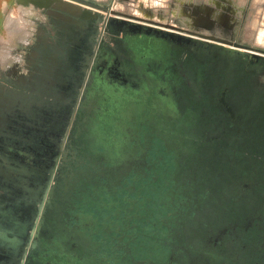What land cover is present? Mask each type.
<instances>
[{
  "label": "flooded vegetation",
  "instance_id": "obj_1",
  "mask_svg": "<svg viewBox=\"0 0 264 264\" xmlns=\"http://www.w3.org/2000/svg\"><path fill=\"white\" fill-rule=\"evenodd\" d=\"M35 12L0 69V264H264V65Z\"/></svg>",
  "mask_w": 264,
  "mask_h": 264
},
{
  "label": "rangeland",
  "instance_id": "obj_2",
  "mask_svg": "<svg viewBox=\"0 0 264 264\" xmlns=\"http://www.w3.org/2000/svg\"><path fill=\"white\" fill-rule=\"evenodd\" d=\"M97 1L109 3L111 0ZM0 6L2 7L1 3ZM115 9L204 35L264 49V0H178L176 2L174 0H126V2L118 0ZM3 13L5 14L6 11L3 9L1 11L0 8V15ZM156 141L155 145L160 144V139L156 138ZM156 148L159 149V146ZM143 192L144 201L140 208L144 218L155 221L160 228L159 221L164 216V212L168 210L162 206V203L168 201L169 195L166 197L163 192L160 194L145 190ZM91 210L95 212L96 208L92 207ZM99 216L102 218L103 213ZM121 225L122 223H120V227ZM139 228L142 233L139 236V244L144 246H138V255L141 257L160 256L162 249L143 236V233L147 234L150 231L152 233L151 228L147 227L145 223L140 224ZM187 231L190 233L191 228L188 227ZM102 233L95 235L93 239L101 237ZM153 248L157 250H153Z\"/></svg>",
  "mask_w": 264,
  "mask_h": 264
},
{
  "label": "water",
  "instance_id": "obj_3",
  "mask_svg": "<svg viewBox=\"0 0 264 264\" xmlns=\"http://www.w3.org/2000/svg\"><path fill=\"white\" fill-rule=\"evenodd\" d=\"M22 6L32 7L35 10L56 13L59 16H70L88 22L94 18H103L104 27L122 25L129 28L133 34L155 35L173 41L179 45L214 46L222 53L246 57V61L256 66L264 65V51L248 48L234 41L204 35L168 23H162L144 17L116 10L117 0L109 3H99L97 0H17ZM110 20V21H109Z\"/></svg>",
  "mask_w": 264,
  "mask_h": 264
},
{
  "label": "crops",
  "instance_id": "obj_4",
  "mask_svg": "<svg viewBox=\"0 0 264 264\" xmlns=\"http://www.w3.org/2000/svg\"><path fill=\"white\" fill-rule=\"evenodd\" d=\"M0 3L1 11H6L0 15V69L10 70L12 62L22 59L31 43L34 28L29 22L36 10L19 5L17 0H0Z\"/></svg>",
  "mask_w": 264,
  "mask_h": 264
}]
</instances>
